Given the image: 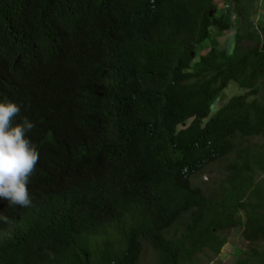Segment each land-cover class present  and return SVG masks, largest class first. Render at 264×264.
<instances>
[{
  "label": "trees",
  "instance_id": "16d2710c",
  "mask_svg": "<svg viewBox=\"0 0 264 264\" xmlns=\"http://www.w3.org/2000/svg\"><path fill=\"white\" fill-rule=\"evenodd\" d=\"M224 1L231 52L217 0H0V101L40 154L32 205L0 199V264H142L148 247L209 264L235 228V264H264V27L254 0Z\"/></svg>",
  "mask_w": 264,
  "mask_h": 264
},
{
  "label": "clouds",
  "instance_id": "9594fccd",
  "mask_svg": "<svg viewBox=\"0 0 264 264\" xmlns=\"http://www.w3.org/2000/svg\"><path fill=\"white\" fill-rule=\"evenodd\" d=\"M22 105L0 101V199L8 207L28 208L32 205L29 184L40 160V154L33 144L30 133L36 127L27 117H20ZM8 217L0 212V220Z\"/></svg>",
  "mask_w": 264,
  "mask_h": 264
},
{
  "label": "rangeland",
  "instance_id": "374dc122",
  "mask_svg": "<svg viewBox=\"0 0 264 264\" xmlns=\"http://www.w3.org/2000/svg\"><path fill=\"white\" fill-rule=\"evenodd\" d=\"M217 3L220 5L221 14H224L225 18L232 23L233 29L227 33L221 35L219 41L221 43V48L231 52L235 46L234 40V31L237 29L239 22V17L235 14L232 5L225 3L224 0H217ZM236 16L237 18H233ZM254 26L258 29L264 27V0H254V13L251 17ZM249 45V42H246ZM243 91L238 89L236 84H230L223 92L222 95L215 105V110L227 102L232 96L242 93ZM225 163V162H224ZM221 164H218L213 169L209 168L207 172L203 173L202 177H197L196 183L203 184L204 182H211L212 176H215L216 173H220L223 168L220 167ZM216 172V173H215ZM202 178V179H201ZM247 249V242L242 236V229L235 228L230 231L228 235V242L222 248L221 253L218 257L214 258L209 264H235L237 257ZM155 258L153 251L146 248V252L143 258L142 264H154Z\"/></svg>",
  "mask_w": 264,
  "mask_h": 264
},
{
  "label": "built area",
  "instance_id": "2783aa9c",
  "mask_svg": "<svg viewBox=\"0 0 264 264\" xmlns=\"http://www.w3.org/2000/svg\"><path fill=\"white\" fill-rule=\"evenodd\" d=\"M233 18H237L236 16H233Z\"/></svg>",
  "mask_w": 264,
  "mask_h": 264
}]
</instances>
